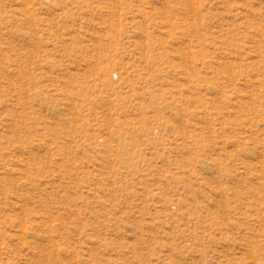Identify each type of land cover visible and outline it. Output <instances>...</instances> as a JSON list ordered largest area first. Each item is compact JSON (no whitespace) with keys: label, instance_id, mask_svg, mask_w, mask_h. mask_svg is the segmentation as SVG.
<instances>
[{"label":"rangeland","instance_id":"1","mask_svg":"<svg viewBox=\"0 0 264 264\" xmlns=\"http://www.w3.org/2000/svg\"><path fill=\"white\" fill-rule=\"evenodd\" d=\"M0 264H264V0H0Z\"/></svg>","mask_w":264,"mask_h":264}]
</instances>
